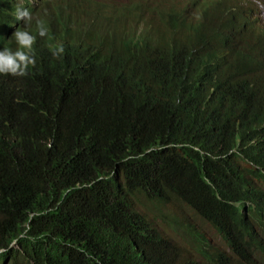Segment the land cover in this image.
<instances>
[{
	"label": "trees",
	"instance_id": "obj_1",
	"mask_svg": "<svg viewBox=\"0 0 264 264\" xmlns=\"http://www.w3.org/2000/svg\"><path fill=\"white\" fill-rule=\"evenodd\" d=\"M12 1L0 50L15 52ZM248 7L43 2L35 65L0 73V264H264V28Z\"/></svg>",
	"mask_w": 264,
	"mask_h": 264
},
{
	"label": "clouds",
	"instance_id": "obj_2",
	"mask_svg": "<svg viewBox=\"0 0 264 264\" xmlns=\"http://www.w3.org/2000/svg\"><path fill=\"white\" fill-rule=\"evenodd\" d=\"M47 1L52 9V14L58 12V7H62L63 12L67 10L69 0H13V8L10 10V16L18 20V23H10L8 28L1 34L7 42L16 41L19 48L13 52L8 48L0 50V73L11 74L13 76H24L27 74L29 65H35V58L31 54L32 46L35 43L36 37L27 31V26L33 19H38L43 2ZM255 1L248 0L249 10H252V17L257 25L264 28V22L259 18L258 13L254 12ZM262 4V3H261ZM32 9V11L30 10ZM254 15V16H253ZM261 28V29H262ZM38 33L40 36L46 35V28L42 23L38 22ZM27 50V51H25ZM63 52L60 47L54 55H59Z\"/></svg>",
	"mask_w": 264,
	"mask_h": 264
},
{
	"label": "rangeland",
	"instance_id": "obj_3",
	"mask_svg": "<svg viewBox=\"0 0 264 264\" xmlns=\"http://www.w3.org/2000/svg\"><path fill=\"white\" fill-rule=\"evenodd\" d=\"M254 12L258 13L259 18H261L262 21L264 22V0H259V3H258V1H255ZM185 210L187 211L185 213L186 214L188 213L187 215L192 217L193 221L194 220L198 221L204 227V230H206L207 235H210L212 237V239L215 240L216 242H220L218 235H216V233L214 232L213 229H210L205 223H202L198 219V216H196V214L194 212H192V210H190V209H185ZM185 213H183V215ZM165 230H166V232H168V234H171L170 236H174L175 238H177L179 240L178 236L172 230H170V229L168 230L167 228ZM186 238H187V239H185L186 243L188 245H190L191 244V242H190L191 238H189V237H186Z\"/></svg>",
	"mask_w": 264,
	"mask_h": 264
}]
</instances>
